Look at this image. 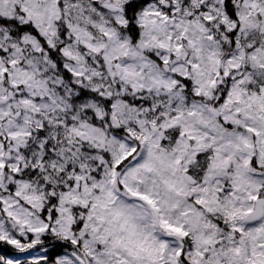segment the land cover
Here are the masks:
<instances>
[{"label":"snow or ice","instance_id":"6c2138e0","mask_svg":"<svg viewBox=\"0 0 264 264\" xmlns=\"http://www.w3.org/2000/svg\"><path fill=\"white\" fill-rule=\"evenodd\" d=\"M0 264H264V0H0Z\"/></svg>","mask_w":264,"mask_h":264}]
</instances>
